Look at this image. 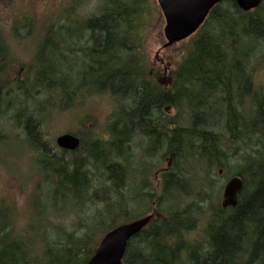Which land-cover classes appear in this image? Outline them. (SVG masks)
<instances>
[{
  "label": "trees",
  "instance_id": "16d2710c",
  "mask_svg": "<svg viewBox=\"0 0 264 264\" xmlns=\"http://www.w3.org/2000/svg\"><path fill=\"white\" fill-rule=\"evenodd\" d=\"M80 1L66 0L61 14L40 24L28 62L13 44L27 40L32 29L18 34L14 22L10 37L0 27V125L3 118L18 123L36 154L44 180L39 184L46 187L23 225L7 205L1 210L0 264H87L108 231L139 217L130 215V206L143 199H157L159 216L128 242L124 264H264V85L254 78V59L264 55V1L248 12L232 0L217 4L168 73L144 49L158 18L153 0H101L97 11L83 17L73 14ZM41 36L47 47L40 45ZM74 56L83 58L77 70ZM13 63L24 72L14 71ZM96 97L112 104L105 134L91 129L84 114H73L81 146L59 149L48 139L46 114L79 111ZM152 121L156 127L149 132ZM138 127L155 141L160 162L171 157L172 164L151 169L153 196L149 169L139 176L130 170L141 187L123 197L120 142ZM3 139L11 138L0 128ZM233 156L242 160L234 171L244 181L238 203L223 208L217 187L213 206L212 173L226 171L225 159ZM197 186L203 192L196 193ZM191 189L198 201L188 207L161 206L176 191ZM203 217L206 241L191 244L186 236Z\"/></svg>",
  "mask_w": 264,
  "mask_h": 264
},
{
  "label": "rangeland",
  "instance_id": "374dc122",
  "mask_svg": "<svg viewBox=\"0 0 264 264\" xmlns=\"http://www.w3.org/2000/svg\"><path fill=\"white\" fill-rule=\"evenodd\" d=\"M65 2L66 0H0V27H2V29L7 28L6 33H8L10 37L13 36L11 24L14 22L19 26L17 29L18 34H27L29 29H32L34 32L32 36L27 37V40L13 44L16 55L19 58L26 60V62L32 60L38 39H40V36L35 34V32L38 31L41 23L49 22V25L50 18L57 17L58 14H61L60 9H62ZM100 3L101 0H81V7L73 12V14L76 13V15L82 17L89 16L94 11H97V7ZM153 3L158 6V18L155 20L154 24H151L148 30L144 49L155 67L162 66V70L163 67L170 70L180 61L182 52L185 50V45H187L188 40L167 45L168 41L164 33V27L166 24L165 18L158 1L153 0ZM25 14H28L29 17L23 18ZM41 40L42 42L40 45L42 48L47 47L43 45L46 41L45 38L42 37ZM77 45L79 47L82 43H78ZM74 58L72 64L76 66L77 70L83 58L77 56H74ZM168 60L171 61L170 65L167 64ZM87 64L89 63L86 62V65ZM254 67H257L254 75L257 85H264V55L254 59ZM12 69L16 72H19V70L24 72V68L20 67L17 63L12 64ZM23 97V95L18 96V98ZM38 98H42V96L40 95ZM111 105L110 99L107 100L105 97H96L93 98L92 101L90 100L88 106L86 105L84 109L73 113H70L69 111L60 112L59 109L57 112H54L53 110L49 115L47 113L45 116V130L48 139L55 142L56 138L66 129L68 130L69 128H72L75 130V128H80L79 122H72L73 114L79 113L87 115V112L90 113L93 120V124L90 125V128L100 131L102 135L105 134L103 130L105 127L104 123L106 121V115L111 109ZM77 119L79 120V118ZM183 122L186 123V121ZM17 124L18 123H16L14 119L3 118L0 125V128H4L5 132L8 134V138H11L6 141H4V139L0 140V202L5 200V203L0 206V215H2L1 210H4L7 205L8 209L14 214L13 217L18 223L23 225L24 222L29 221V218L32 215L34 200L35 202L37 201L41 203L44 200L42 191L44 188L46 189V187L44 183L39 184L44 180L42 179L43 176L40 174L38 167L35 165L36 154L29 146L23 130L19 128ZM139 160L145 161L149 165L154 159L152 160L149 157H144L137 151L134 162L138 164ZM160 161L161 157L157 154V167H165L167 165V160H164L162 163ZM225 161L228 165L226 171L220 173L217 168L212 173L213 184H215V187L213 186L208 189V194H210L208 195V202L213 206L216 202V194H213L216 188L221 187L217 201L220 203L225 183L231 176L235 175L234 171L237 170L242 163L239 156L226 158ZM205 174L206 172L204 171V175ZM197 175H199L198 172ZM202 182L203 180H201V183ZM38 184L40 185L39 191L37 190ZM199 189L200 187L197 186L195 192L197 193ZM200 191L203 192V188H201ZM176 192L177 194H174L171 197V200L169 199L168 201L162 202L161 206L163 208H167L168 204L171 208H185L194 200L198 201L195 193L192 194V189L189 194L184 192L181 193L179 191ZM40 211L41 210L38 209V212ZM130 211V215L132 216H142L152 212V205L145 200L136 201L130 206ZM123 219L125 220V218ZM205 228L206 220L205 217H203V219L199 220L195 229L187 234L186 238L188 242L195 245L204 243L206 241Z\"/></svg>",
  "mask_w": 264,
  "mask_h": 264
},
{
  "label": "water",
  "instance_id": "95a60500",
  "mask_svg": "<svg viewBox=\"0 0 264 264\" xmlns=\"http://www.w3.org/2000/svg\"><path fill=\"white\" fill-rule=\"evenodd\" d=\"M165 18L164 33L167 45L183 41L205 22L210 11L222 1L227 0H157ZM245 12L259 7L264 0H232ZM59 146L75 149L79 146L78 137L63 134L57 138ZM244 187L240 176L231 177L223 191L222 207L236 206L239 194ZM156 215H159L156 213ZM152 214L116 226L107 232L95 247L87 264H124L123 257L128 241L138 234L152 219Z\"/></svg>",
  "mask_w": 264,
  "mask_h": 264
},
{
  "label": "flooded vegetation",
  "instance_id": "af4514ba",
  "mask_svg": "<svg viewBox=\"0 0 264 264\" xmlns=\"http://www.w3.org/2000/svg\"><path fill=\"white\" fill-rule=\"evenodd\" d=\"M168 69H165V73ZM171 115L168 116V118ZM144 118H156L155 115H153L152 117L149 116H143ZM84 118H86L84 120L85 123H88V125L93 124L92 120V116L90 114H87L84 116ZM172 118V117H170ZM76 119L74 118L72 120V122H74ZM149 126L151 127L149 132H153L155 130L156 127V123L154 121L149 123ZM122 129H124V127H122ZM71 131H64L61 134H72V135H76V137H78L79 135L74 134V130L71 128ZM72 132V133H71ZM60 134V135H61ZM59 135V136H60ZM109 135V134H107ZM136 136V137H135ZM107 137V136H105ZM80 140V144L77 148L75 149H65L62 148L60 146H58V144L56 143L57 147L59 149L62 150H67V151H76L82 143V139L81 137H78ZM96 138H102V137H94ZM104 138V137H103ZM57 141V138H56ZM122 149H121V161L123 163V171L122 174L120 175L121 179V188H122V194L123 197H131L134 196L135 194H139V187H141V185H139V181L138 180H134L133 176L131 175V173L129 172L130 170H133L134 172L138 173L137 176H139V171L141 169H149V178H148V183H149V192L150 194H152V196L155 194V186H156V171L154 172L153 176L151 175V169H155L156 167V155H157V151H156V147H155V141H153V139L151 138L150 134L146 131V129H140L139 127L137 129H132L131 130V136L126 140H122L120 142ZM102 145V144H101ZM146 147H145V146ZM125 149H127L128 152L125 153ZM144 149V150H143ZM143 150V151H142ZM138 152H140L144 157H149L150 159H154L153 162L151 164H147L145 161H138V164H136L134 162L135 159V154ZM167 165L168 164H172V158L168 157L167 159ZM152 196L150 197V199L152 198ZM149 198V197H148Z\"/></svg>",
  "mask_w": 264,
  "mask_h": 264
},
{
  "label": "bare ground",
  "instance_id": "6f19581e",
  "mask_svg": "<svg viewBox=\"0 0 264 264\" xmlns=\"http://www.w3.org/2000/svg\"><path fill=\"white\" fill-rule=\"evenodd\" d=\"M135 137H136V136H135ZM143 150H144V149H143ZM143 150H142V151H143ZM146 171H147V170H146ZM142 172H143V171H142ZM145 175H146V174H145Z\"/></svg>",
  "mask_w": 264,
  "mask_h": 264
}]
</instances>
